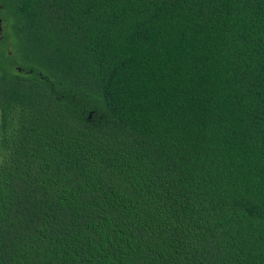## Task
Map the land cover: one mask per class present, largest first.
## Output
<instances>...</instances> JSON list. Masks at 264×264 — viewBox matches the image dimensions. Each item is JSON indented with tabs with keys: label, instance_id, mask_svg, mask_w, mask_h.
Listing matches in <instances>:
<instances>
[{
	"label": "trees",
	"instance_id": "trees-1",
	"mask_svg": "<svg viewBox=\"0 0 264 264\" xmlns=\"http://www.w3.org/2000/svg\"><path fill=\"white\" fill-rule=\"evenodd\" d=\"M0 3V264H264V0Z\"/></svg>",
	"mask_w": 264,
	"mask_h": 264
},
{
	"label": "rangeland",
	"instance_id": "rangeland-1",
	"mask_svg": "<svg viewBox=\"0 0 264 264\" xmlns=\"http://www.w3.org/2000/svg\"><path fill=\"white\" fill-rule=\"evenodd\" d=\"M4 0H0V2L3 3ZM6 10L5 12H2L0 13V41L1 39L3 40V38L1 37H4V39L7 40L8 44H10V47L13 51H17V55H19L18 53V42H17V36L15 34V31H14V19L13 17L8 13L9 11V7L8 6H5ZM3 9L1 3H0V11ZM19 60H21L20 62L24 64V61L23 59L21 58H18Z\"/></svg>",
	"mask_w": 264,
	"mask_h": 264
},
{
	"label": "flooded vegetation",
	"instance_id": "flooded-vegetation-1",
	"mask_svg": "<svg viewBox=\"0 0 264 264\" xmlns=\"http://www.w3.org/2000/svg\"><path fill=\"white\" fill-rule=\"evenodd\" d=\"M1 23V22H0ZM0 44H1V41H0Z\"/></svg>",
	"mask_w": 264,
	"mask_h": 264
}]
</instances>
